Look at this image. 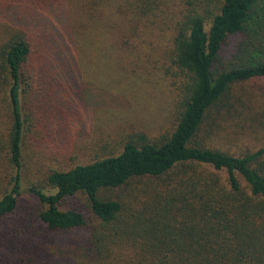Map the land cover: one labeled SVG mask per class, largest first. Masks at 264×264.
Returning <instances> with one entry per match:
<instances>
[{
	"label": "trees",
	"instance_id": "obj_1",
	"mask_svg": "<svg viewBox=\"0 0 264 264\" xmlns=\"http://www.w3.org/2000/svg\"><path fill=\"white\" fill-rule=\"evenodd\" d=\"M84 4L101 14L89 30L88 13L82 38L96 33L100 22L117 33L116 45L128 35L142 40L154 29L168 33L160 66L173 88V127L157 139L140 135L125 141L116 153L52 169L46 185L53 190L31 186L27 191L38 205L20 204L21 97L30 79L43 87L51 78L71 75L73 66L79 67L75 48L81 41L56 47L59 58L49 55L43 37L40 45L22 30L14 31L0 44V90L9 104L7 154L12 169L7 187L0 186V223L19 213L35 236L39 227L63 235L66 252L79 264H104L110 257L123 264H264V146L244 141L264 139V91L247 98L235 92L237 85L264 78V0ZM139 42L128 49L137 58ZM104 49L110 61L108 46ZM204 167L211 171L199 169ZM133 185L138 189L132 190L131 204L109 194ZM80 193L92 220L66 202ZM29 243L14 244L8 260L50 263L49 255L35 254Z\"/></svg>",
	"mask_w": 264,
	"mask_h": 264
},
{
	"label": "rangeland",
	"instance_id": "obj_2",
	"mask_svg": "<svg viewBox=\"0 0 264 264\" xmlns=\"http://www.w3.org/2000/svg\"><path fill=\"white\" fill-rule=\"evenodd\" d=\"M100 14L92 13L84 0H0V44L14 31L22 30L40 45L44 44V48L48 47L50 56L62 58L56 47L68 48L74 40L81 41L79 49L75 48V54L80 53L79 67L73 66L71 75L66 79L64 76L51 78L48 86L43 87L38 85L37 79H30L27 93L21 97L24 133L20 204L38 205L27 191L31 186L43 187L48 192L53 190L46 185L47 174L52 169H68L116 153L125 141L138 139L140 135L157 139L173 127V88L160 66L168 33L154 29L150 38L144 35L142 40H132L128 35L116 45L117 33L100 22L96 33L82 38L83 31H87L85 20L89 19L90 30L97 25L94 21H99ZM238 38H230V47L227 46L223 58ZM136 41H140L139 58L128 51ZM82 43L86 45L85 52ZM104 46H108L110 61L104 58ZM80 58H84V66ZM263 91L264 78L246 81L235 90L245 98L248 95L255 97ZM8 131L9 104L7 96L0 90V186L6 187L12 173L7 154ZM244 141L250 146H264L262 138ZM199 169L211 171L209 167ZM219 174L224 180L226 173L221 171ZM240 180L244 184L241 177ZM137 189L134 185L127 186L113 189L109 194L131 204L132 190ZM66 202L81 209L88 220H92L84 194ZM27 224L29 222L19 213L0 223L1 262L15 264L8 260L11 257L8 254L14 252L15 245L29 241L35 246V254L49 255L48 264H54V261L62 264L61 260L79 264L71 259V252H66L68 247L63 235L56 236L39 227L40 233L35 236L33 228L26 227ZM80 264L85 263L81 260ZM104 264L123 263L110 257Z\"/></svg>",
	"mask_w": 264,
	"mask_h": 264
}]
</instances>
